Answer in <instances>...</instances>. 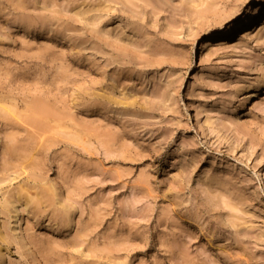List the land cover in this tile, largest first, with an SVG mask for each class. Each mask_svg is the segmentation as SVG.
Returning a JSON list of instances; mask_svg holds the SVG:
<instances>
[{
	"label": "rangeland",
	"instance_id": "1",
	"mask_svg": "<svg viewBox=\"0 0 264 264\" xmlns=\"http://www.w3.org/2000/svg\"><path fill=\"white\" fill-rule=\"evenodd\" d=\"M0 264H264V0H0Z\"/></svg>",
	"mask_w": 264,
	"mask_h": 264
}]
</instances>
